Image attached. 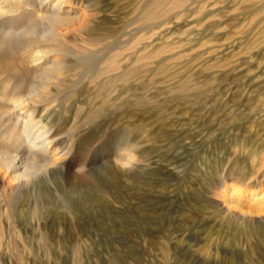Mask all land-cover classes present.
Returning a JSON list of instances; mask_svg holds the SVG:
<instances>
[{
    "label": "rangeland",
    "instance_id": "obj_1",
    "mask_svg": "<svg viewBox=\"0 0 264 264\" xmlns=\"http://www.w3.org/2000/svg\"><path fill=\"white\" fill-rule=\"evenodd\" d=\"M79 2L37 70L0 49V264H264V0Z\"/></svg>",
    "mask_w": 264,
    "mask_h": 264
},
{
    "label": "bare ground",
    "instance_id": "obj_2",
    "mask_svg": "<svg viewBox=\"0 0 264 264\" xmlns=\"http://www.w3.org/2000/svg\"><path fill=\"white\" fill-rule=\"evenodd\" d=\"M79 8H80L79 0L78 1L77 0L76 1H73V0H19V1L18 0H0V17L8 18L10 12H12V14H14L13 12L16 11L17 13L20 12L22 15L19 17H23L26 19L28 18L29 20L30 19L31 20H37L40 23L46 24V26L43 27V29H42L43 30L42 33L40 32L41 34H39V36H38L39 39H37L35 41L34 40L33 41H23L24 37L22 38L21 35L26 33V31L16 32L18 30L17 28H16L17 29L16 31L14 30L16 26L15 27L12 26L14 29L11 26H10V28H7L8 26H5L4 28L0 27V49L7 51V54L10 56L18 57V62L16 61L13 63L14 66H16L20 63V66L23 68H26L27 71L37 70L38 61L40 62V60L42 59V56H43V52H44L43 47H47L48 42L50 40V38H49L48 42H45V40L48 37H50L51 35L52 36H57V35L61 36L62 32H63V31H61L62 29H64V28L69 29L73 26H75V28H76L78 25L80 27V25H83L84 23H86L87 19H86V15L84 14L85 12L82 13L83 11L82 10L80 11ZM22 9L27 10V12H25ZM17 15H19V14H17ZM10 16H12V15L10 14ZM14 16H15V14H14ZM18 19H20V18H18ZM7 21H8V19H7ZM10 21H8L9 25L11 24ZM12 24H14V23H12ZM15 24H16V22H15ZM18 37H21L22 40H19ZM54 38H56V37H54ZM50 50H51V48H50ZM19 56H21V57H19ZM8 89L9 88H7V87L4 90L2 89L3 92L1 95L3 97H4L3 94L6 91L8 92ZM17 101H19V100H17ZM21 104H23V103L20 102L18 104L16 102V104L13 103L11 105L16 110H17V108L20 107L22 111L21 112L11 111V112L16 114V115H14V119H13L14 122H12L14 125H13V128L11 127L12 129L9 128L11 130L7 133V135H5V136H7V137H5V139L8 137L9 138L10 137H16V132H19L21 138L16 137L18 139L17 143L21 142L22 144H29V147L31 148L32 151H38V152L42 151V152H44V154H51L50 156H48L50 163L57 161L55 154H52L51 152L50 153L46 152L48 150L49 144H51L53 142V140H50L51 137H49L50 139H47L48 137H46V134H45L46 130L43 128L44 125L42 126L40 124V122H39L40 119H35L29 112H26L25 108L22 109ZM6 110L7 109H5V111ZM7 117H10V116H7ZM4 118H5V116H4ZM9 124H11V122ZM47 136H48V134H47ZM14 139L15 138H13V140ZM13 142L14 141H12V143ZM33 153H36V152H33ZM26 156H27V154H26ZM16 157L17 156L6 155V154L0 156V166L3 167L6 171L8 170V171L15 173V174H13L12 180H13V178L18 180L21 176L26 174V167L24 168L23 172H20V173L17 172V169H15L16 165H18V163H16V160H17ZM28 157H30V156H28ZM34 159H35V155H34ZM58 160H60V159L58 158ZM24 161H26V160H24ZM46 162H48V161H46ZM56 163L57 162L53 163V165ZM24 166H26V165H24ZM18 167H19V165H18ZM21 178H23V177H21ZM0 181L2 182V180H0ZM17 186H18V184L16 185V187ZM252 199H254V201H258L257 203H259V204H260V201L264 200V198L262 200V197L257 196L256 194L252 197ZM255 206H256V204H255ZM260 206L262 207L263 205H260ZM247 207H248L247 208L248 210L251 209L250 205H248ZM260 208L258 207L257 209H260ZM261 211H262V209H261Z\"/></svg>",
    "mask_w": 264,
    "mask_h": 264
}]
</instances>
